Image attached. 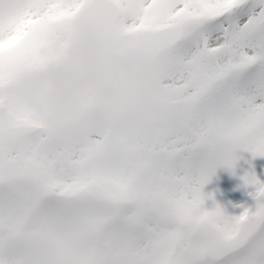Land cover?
I'll list each match as a JSON object with an SVG mask.
<instances>
[{
  "label": "snow or ice",
  "instance_id": "obj_1",
  "mask_svg": "<svg viewBox=\"0 0 264 264\" xmlns=\"http://www.w3.org/2000/svg\"><path fill=\"white\" fill-rule=\"evenodd\" d=\"M84 17L170 70V120L129 133L98 118L66 143L17 102L46 87V38ZM238 149L264 156V0H16L0 11V264H264V181L253 204L204 207ZM210 198V194H209Z\"/></svg>",
  "mask_w": 264,
  "mask_h": 264
},
{
  "label": "clouds",
  "instance_id": "obj_2",
  "mask_svg": "<svg viewBox=\"0 0 264 264\" xmlns=\"http://www.w3.org/2000/svg\"><path fill=\"white\" fill-rule=\"evenodd\" d=\"M16 0H0V11ZM73 35L51 33L42 51L51 54L42 69L46 87L21 88L17 102L38 116L59 141L71 143L94 131L102 117L115 128L137 132L152 121H168L176 101L166 87L171 72L154 54L115 46L90 20L68 21Z\"/></svg>",
  "mask_w": 264,
  "mask_h": 264
},
{
  "label": "rangeland",
  "instance_id": "obj_3",
  "mask_svg": "<svg viewBox=\"0 0 264 264\" xmlns=\"http://www.w3.org/2000/svg\"><path fill=\"white\" fill-rule=\"evenodd\" d=\"M236 156L231 172L224 166H217L212 176L201 186L205 197L204 207H211L215 202L227 214H238L241 211L240 205L253 204L249 195L253 188L250 185L244 186L240 177L251 165L258 179L264 181V156H252L246 149H238Z\"/></svg>",
  "mask_w": 264,
  "mask_h": 264
}]
</instances>
